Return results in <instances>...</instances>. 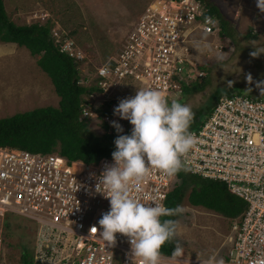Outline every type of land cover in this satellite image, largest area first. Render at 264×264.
I'll list each match as a JSON object with an SVG mask.
<instances>
[{"label":"built area","instance_id":"2783aa9c","mask_svg":"<svg viewBox=\"0 0 264 264\" xmlns=\"http://www.w3.org/2000/svg\"><path fill=\"white\" fill-rule=\"evenodd\" d=\"M207 10L202 0L147 4L118 52L94 76L102 92L124 80L142 90L108 100L100 123L110 126L114 116L134 121L133 138L169 123L173 99L204 77L191 54L192 33L219 34V20ZM52 39L60 51L81 58L71 41ZM94 94L83 96L80 119H98L100 104L93 110L88 99ZM174 156L186 172L224 182L246 203L229 218L231 237L219 258L150 250L177 181L160 151L84 163L57 152L0 146V218L12 213L39 227L35 264H264V95L218 98L197 128L179 136ZM3 239L0 234V264Z\"/></svg>","mask_w":264,"mask_h":264},{"label":"rangeland","instance_id":"374dc122","mask_svg":"<svg viewBox=\"0 0 264 264\" xmlns=\"http://www.w3.org/2000/svg\"><path fill=\"white\" fill-rule=\"evenodd\" d=\"M150 1L3 0V3L7 16L14 23L49 22L51 37L61 40L60 44L71 41L73 49L81 56L80 59L75 58L81 84L91 86L95 85L96 68L118 52L125 36ZM210 1L228 20L232 35L192 33L190 50L193 61L199 69L204 66L201 69L204 77L195 84H206L199 91L178 93L173 99L169 122L173 119L188 120L209 103L216 89L221 94L232 89L234 93L253 97L264 95V0ZM10 53L13 55L9 56ZM35 63L36 58L25 47L0 42V118L38 106L58 105L59 97L50 78ZM41 79L48 82L51 89ZM141 90V84L124 80L119 87L96 91L94 97L88 99L94 110L111 98ZM125 114L128 111L120 115ZM116 119L119 118L114 116L107 132L136 130V122L122 119L119 122ZM87 120L95 135L104 134L99 118L94 116ZM0 234L4 238L1 264H21L23 248H32L34 252L40 237L39 227L34 222L12 213L0 218ZM230 237L227 217L203 207L191 206L185 197L178 208L174 226L178 254L216 259L229 245Z\"/></svg>","mask_w":264,"mask_h":264},{"label":"trees","instance_id":"16d2710c","mask_svg":"<svg viewBox=\"0 0 264 264\" xmlns=\"http://www.w3.org/2000/svg\"><path fill=\"white\" fill-rule=\"evenodd\" d=\"M208 14L217 16L220 22L219 34L232 35L229 22L210 0ZM0 42L15 43L25 47L36 58L38 67L50 78L54 91L59 97L57 106L35 107L18 111L0 118V146L21 148L32 152H57L69 161L80 160L84 163L97 162L103 157L128 156L139 158L147 150L160 151L169 161L177 181L169 192L166 210L160 216L155 228L150 250L167 255L175 254L177 244L174 239L176 214L185 197L194 207H203L224 217L234 218L246 207V203L231 193L224 182L203 178L183 170L174 156V147L179 136L197 128L210 113L216 100L231 96L228 89L223 94L216 89L209 103L192 114L188 120L173 119L163 126L156 127L151 133L143 132L141 138L132 137L129 130L123 133L111 131L109 125L101 123L105 132L95 135L88 127L87 118L80 119V103L84 95L102 91L97 85L85 86L81 83L77 62L65 52L60 51L51 37V25L33 22L18 25L6 14L3 0H0ZM204 66L200 67L203 69ZM206 82L184 86L185 94L202 90ZM110 102L95 108L102 119L108 113ZM33 249L23 248L21 264H35Z\"/></svg>","mask_w":264,"mask_h":264},{"label":"crops","instance_id":"0c3cea01","mask_svg":"<svg viewBox=\"0 0 264 264\" xmlns=\"http://www.w3.org/2000/svg\"><path fill=\"white\" fill-rule=\"evenodd\" d=\"M213 4H214V3H213ZM217 8H218V7H217ZM220 8H221V7H220ZM218 9H219V8H218ZM219 10H220V9H219ZM220 12H221V10H220ZM221 13H222V12H221ZM222 14H223V13H222ZM16 45H17V44H16ZM17 47H18V45H17ZM28 52H29V51H28ZM29 54H30V53H29ZM8 55H9V56H10V55L12 56L13 54L10 53V54H8ZM35 65L38 66L36 63H35ZM9 68H10V67H9ZM41 80H42V79H41ZM42 82L45 83V84H47V86L49 87V89H51V87L49 86L48 82H45V81H43V80H42ZM50 82H51V81H50ZM51 84H52V83H51ZM47 86H46V87H47ZM52 87H53V85H52ZM53 89H54V87H53ZM52 95H54V94H52ZM52 97H53V96H52ZM12 98H13V97H12ZM45 98H46V96H45ZM9 99H10V98H9ZM10 100H11V99H10ZM8 103H9V101H8ZM9 104H10V103H9ZM38 107H39V106H38ZM13 114H14V113H13ZM10 115H12V114H9L8 116H10Z\"/></svg>","mask_w":264,"mask_h":264},{"label":"bare ground","instance_id":"6f19581e","mask_svg":"<svg viewBox=\"0 0 264 264\" xmlns=\"http://www.w3.org/2000/svg\"><path fill=\"white\" fill-rule=\"evenodd\" d=\"M159 95H160V93H155V94H154L155 98H158ZM137 123H138V122H137Z\"/></svg>","mask_w":264,"mask_h":264}]
</instances>
